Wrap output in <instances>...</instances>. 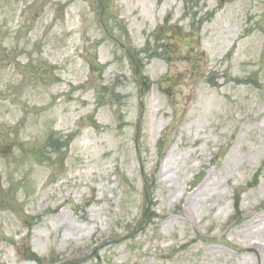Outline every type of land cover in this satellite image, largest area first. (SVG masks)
Wrapping results in <instances>:
<instances>
[{
  "label": "rangeland",
  "instance_id": "374dc122",
  "mask_svg": "<svg viewBox=\"0 0 264 264\" xmlns=\"http://www.w3.org/2000/svg\"><path fill=\"white\" fill-rule=\"evenodd\" d=\"M185 1L0 0V264H264V0Z\"/></svg>",
  "mask_w": 264,
  "mask_h": 264
},
{
  "label": "trees",
  "instance_id": "16d2710c",
  "mask_svg": "<svg viewBox=\"0 0 264 264\" xmlns=\"http://www.w3.org/2000/svg\"><path fill=\"white\" fill-rule=\"evenodd\" d=\"M205 18L207 19V17H205ZM209 18H210V17H209ZM45 154H46V153H45ZM49 154H50V153H49ZM46 155H47V154H46ZM52 155H54V153H51L50 155L47 156V157H49L48 160H50V161L52 160V157H51ZM238 202H239V197H238L237 200H236V207H238ZM29 258H30V259H33L34 257H32V255H30Z\"/></svg>",
  "mask_w": 264,
  "mask_h": 264
},
{
  "label": "bare ground",
  "instance_id": "6f19581e",
  "mask_svg": "<svg viewBox=\"0 0 264 264\" xmlns=\"http://www.w3.org/2000/svg\"><path fill=\"white\" fill-rule=\"evenodd\" d=\"M93 201H96L95 195L92 196Z\"/></svg>",
  "mask_w": 264,
  "mask_h": 264
}]
</instances>
